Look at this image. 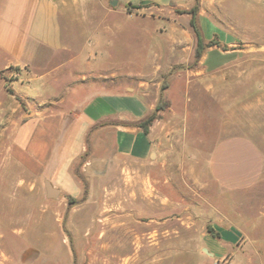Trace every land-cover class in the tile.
<instances>
[{
	"label": "crops",
	"instance_id": "1",
	"mask_svg": "<svg viewBox=\"0 0 264 264\" xmlns=\"http://www.w3.org/2000/svg\"><path fill=\"white\" fill-rule=\"evenodd\" d=\"M195 7L205 42L216 39L224 46L225 32L202 21L201 0H0V70H18L10 86L29 107L13 130L12 151L31 184L44 186L47 199L46 184L71 214L113 198L131 201L138 167L155 174L166 137L157 124L168 112L157 113L148 133L138 123L155 111L161 97L171 95L168 87L161 90L160 75L176 67L199 73L206 51L219 48L206 49L195 61L189 13ZM132 35L140 38L141 49L128 42ZM147 68L149 101L131 86ZM156 77L160 81L153 83ZM114 170L133 175L114 176ZM205 170L226 195L243 192L263 173V150L249 136L222 137L209 150ZM156 182L149 176V184ZM213 227L219 238L201 233L197 244L206 254L193 264H212L229 254L230 264H247L232 253L239 231L222 223Z\"/></svg>",
	"mask_w": 264,
	"mask_h": 264
},
{
	"label": "rangeland",
	"instance_id": "2",
	"mask_svg": "<svg viewBox=\"0 0 264 264\" xmlns=\"http://www.w3.org/2000/svg\"><path fill=\"white\" fill-rule=\"evenodd\" d=\"M201 2L202 21L225 32L227 49L241 51L214 48L199 73L176 67L160 75L171 95L163 99L169 115L152 122L166 134L157 182L149 184V168L113 173L138 178L131 201L113 198L71 214L45 197L43 185L33 186L12 151L13 130L29 107L10 86L18 70H0V264H193L206 254L199 235L218 223L239 231L232 253L264 264V170L250 189L232 195L215 187L205 170L209 150L226 136L251 137L264 156V0ZM212 30L208 24L207 34ZM127 40L141 49L140 38ZM131 81L149 101V68ZM232 257L216 261L230 264Z\"/></svg>",
	"mask_w": 264,
	"mask_h": 264
},
{
	"label": "trees",
	"instance_id": "3",
	"mask_svg": "<svg viewBox=\"0 0 264 264\" xmlns=\"http://www.w3.org/2000/svg\"><path fill=\"white\" fill-rule=\"evenodd\" d=\"M189 13L191 14L190 26L196 38L195 61L197 62L202 57L204 51L210 47H219L225 50L226 47L221 46L218 40L216 39H213L207 43L205 42L201 29L198 25V20H197L198 8L195 7L191 9ZM167 87H168V84L166 82H163L161 85V90H165ZM167 108H168V102L164 101L161 97L158 104L156 105L155 111L151 115L147 116L146 119L140 121L138 123V127L141 128L145 133H148V127L151 125V123L154 120L158 119L157 113L160 111H165ZM68 203L70 205H73L76 202L73 199H69ZM207 233L210 234L214 238H219V234L216 233L210 227L207 228Z\"/></svg>",
	"mask_w": 264,
	"mask_h": 264
},
{
	"label": "water",
	"instance_id": "4",
	"mask_svg": "<svg viewBox=\"0 0 264 264\" xmlns=\"http://www.w3.org/2000/svg\"><path fill=\"white\" fill-rule=\"evenodd\" d=\"M113 5H116V2H113ZM46 192H47V197L50 199L56 198L57 197V193L56 191H54L53 189H51L49 187V185L46 184Z\"/></svg>",
	"mask_w": 264,
	"mask_h": 264
},
{
	"label": "built area",
	"instance_id": "5",
	"mask_svg": "<svg viewBox=\"0 0 264 264\" xmlns=\"http://www.w3.org/2000/svg\"><path fill=\"white\" fill-rule=\"evenodd\" d=\"M223 261H220V262H214V264H221ZM223 264H227L226 262H224Z\"/></svg>",
	"mask_w": 264,
	"mask_h": 264
}]
</instances>
